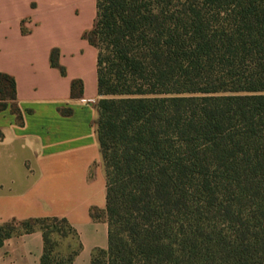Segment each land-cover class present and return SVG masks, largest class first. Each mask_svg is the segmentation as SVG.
Instances as JSON below:
<instances>
[{
  "label": "trees",
  "instance_id": "1",
  "mask_svg": "<svg viewBox=\"0 0 264 264\" xmlns=\"http://www.w3.org/2000/svg\"><path fill=\"white\" fill-rule=\"evenodd\" d=\"M84 38L105 173L90 217L108 228L89 264H264V0H96ZM7 109L21 119L0 73ZM33 231L39 264H72L81 246L64 218L0 224V247Z\"/></svg>",
  "mask_w": 264,
  "mask_h": 264
},
{
  "label": "crops",
  "instance_id": "2",
  "mask_svg": "<svg viewBox=\"0 0 264 264\" xmlns=\"http://www.w3.org/2000/svg\"><path fill=\"white\" fill-rule=\"evenodd\" d=\"M95 18L96 0H0V73L13 78L21 113H0V224L66 219L81 246L72 264L107 248V223L90 217L105 207L96 50L84 38ZM42 251L40 231L20 233L4 240L0 264H39Z\"/></svg>",
  "mask_w": 264,
  "mask_h": 264
},
{
  "label": "rangeland",
  "instance_id": "3",
  "mask_svg": "<svg viewBox=\"0 0 264 264\" xmlns=\"http://www.w3.org/2000/svg\"><path fill=\"white\" fill-rule=\"evenodd\" d=\"M52 237H53V235H52ZM65 241H67V242H68V240H65Z\"/></svg>",
  "mask_w": 264,
  "mask_h": 264
}]
</instances>
